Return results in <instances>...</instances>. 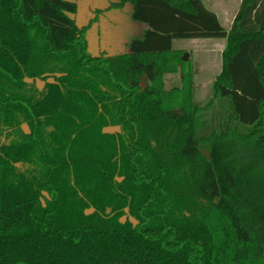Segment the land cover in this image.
I'll return each mask as SVG.
<instances>
[{"label":"trees","instance_id":"1","mask_svg":"<svg viewBox=\"0 0 264 264\" xmlns=\"http://www.w3.org/2000/svg\"><path fill=\"white\" fill-rule=\"evenodd\" d=\"M77 1L0 0V264H264V0L230 31L118 0L145 28L98 55ZM197 39L226 43L205 108L174 48Z\"/></svg>","mask_w":264,"mask_h":264},{"label":"rangeland","instance_id":"2","mask_svg":"<svg viewBox=\"0 0 264 264\" xmlns=\"http://www.w3.org/2000/svg\"><path fill=\"white\" fill-rule=\"evenodd\" d=\"M118 0H78V13L74 16L80 27L91 23L87 34L90 53L111 54L128 51L127 44L143 32L144 26L136 24L132 19V10L128 6L123 9L112 8ZM236 0H229L226 8L221 9V19L226 29L230 28V20L234 14ZM175 50L186 53L193 63L194 97L197 105L205 108L213 98V85L223 68L222 54L226 43L217 40H179L174 42ZM165 89L171 91L182 86L181 74H166ZM42 87L45 83L39 81ZM150 81L146 76L142 79V87H148Z\"/></svg>","mask_w":264,"mask_h":264},{"label":"crops","instance_id":"3","mask_svg":"<svg viewBox=\"0 0 264 264\" xmlns=\"http://www.w3.org/2000/svg\"><path fill=\"white\" fill-rule=\"evenodd\" d=\"M206 6V8H208L211 12L213 13H216L219 17V20H220V23L221 25H223L222 23V19H221V9L223 8H226L225 6L228 5L229 3V0H202ZM242 0H236V4H235V10H234V14L230 20V28L229 29H226L223 25V27L227 30V31H230L231 28H232V23H233V20L235 18V16L237 15V13L239 12V9H240V4H241ZM199 40V39H198ZM216 40V39H215ZM217 41H222V42H225L224 40H217ZM175 46V44H174Z\"/></svg>","mask_w":264,"mask_h":264},{"label":"water","instance_id":"4","mask_svg":"<svg viewBox=\"0 0 264 264\" xmlns=\"http://www.w3.org/2000/svg\"><path fill=\"white\" fill-rule=\"evenodd\" d=\"M184 58L187 59V55Z\"/></svg>","mask_w":264,"mask_h":264}]
</instances>
